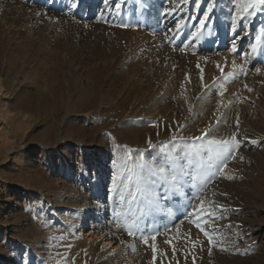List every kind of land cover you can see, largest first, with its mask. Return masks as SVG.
<instances>
[{"label":"rangeland","instance_id":"obj_1","mask_svg":"<svg viewBox=\"0 0 264 264\" xmlns=\"http://www.w3.org/2000/svg\"><path fill=\"white\" fill-rule=\"evenodd\" d=\"M180 1L169 16L167 0H0V264H264V40L252 52L264 5L238 20L242 0H217L201 34L206 0ZM204 133L260 142L201 194L228 209L201 225L228 250L186 216L198 193L187 158L180 191L161 183L157 204L132 209L155 241L129 236L111 192L121 151L163 165L185 151L174 135L181 146ZM86 212L103 218L92 238Z\"/></svg>","mask_w":264,"mask_h":264},{"label":"snow or ice","instance_id":"obj_2","mask_svg":"<svg viewBox=\"0 0 264 264\" xmlns=\"http://www.w3.org/2000/svg\"><path fill=\"white\" fill-rule=\"evenodd\" d=\"M177 2H179V0H177ZM216 2L217 0H206V9L202 13L203 18L198 21L200 27L196 29V33L202 34L201 30L205 28L206 21H209V14L213 13L214 4ZM257 3L264 5V0H242V2H238L236 4V18L239 20L251 16ZM116 7H119V5H116ZM197 7H199V3H197ZM242 13L244 14L243 17L241 16ZM164 14L171 15L172 12L168 10ZM124 26L126 27L127 25ZM254 40L255 43L252 45L253 53L257 51V45H261L262 40H264V30H261V32L255 36ZM236 50V44L234 42L232 51L235 52ZM221 71H223V69H221ZM259 71L260 70L257 69V72ZM249 91H251V89H249ZM221 95H223L222 92ZM236 123L238 127V119ZM207 135L208 133H204L201 137L194 138V141L200 142L199 144L191 143L181 146L175 144L177 138L174 135L172 148L183 147L185 151L181 156H177L174 151L166 150V162L163 165H158L154 161H146L143 154L139 151H136L135 155L130 149L121 151L119 158L114 161V179L111 192L113 193L117 208L120 210L117 212V216L125 217V228L129 236H138L145 245L149 244L150 239L155 241L158 233L149 234L147 229H142L132 209L140 200H144L148 205L157 204L158 193L156 189L161 183L167 186L165 188L166 193L168 191H180L184 183V177L189 175V173L185 166L180 165L179 161L183 158H187L189 165L192 163L197 164L194 180L196 181L195 187L198 189V193L193 196L192 200L189 202L186 216L191 219L192 215L195 213L197 216L201 217V219L195 221V224L196 227L204 233L205 237L208 238L210 245H220L221 251L228 250L223 246L227 238L223 237L221 230L214 229L210 232L201 226L202 224L214 223L218 219H226L228 209L224 208L223 205H216L214 209L212 205L215 202H209V206L205 207L201 199V194L206 192L208 186L221 175L224 169H226L228 161L235 159V154L240 147V141L235 135L225 140H205L204 137ZM252 143H255V141H252ZM149 145L151 146V140H149ZM204 151H207L209 155L206 160H201L199 157ZM225 178L232 180L235 177L228 175L225 176ZM215 194V192L212 193V195ZM196 201H200L199 210H197ZM125 209H127V211H125ZM217 211L219 214H217ZM129 215H131V219H128ZM231 227V225L228 226V228ZM167 243L171 244L172 241L169 240ZM134 250L135 247L133 246V251ZM248 251L250 250H246L241 254H248ZM155 252L156 249L153 248V260H155ZM173 252H175L174 246Z\"/></svg>","mask_w":264,"mask_h":264},{"label":"bare ground","instance_id":"obj_3","mask_svg":"<svg viewBox=\"0 0 264 264\" xmlns=\"http://www.w3.org/2000/svg\"><path fill=\"white\" fill-rule=\"evenodd\" d=\"M96 1V0H95ZM157 1V0H156ZM168 1V3L166 4V9H165V11L167 10H170L171 12H173V11H175L176 10V8L180 5V0H179V2H177V0H167ZM12 5V4H11ZM18 6H14L13 7V9L14 8H17ZM184 8V7H183ZM179 10V9H178ZM181 10V9H180ZM176 14V13H175ZM170 16V15H169ZM264 74V73H263ZM96 95V94H95ZM253 96H251V98H252ZM257 101H258V99H256ZM256 101V103H258ZM253 107V106H252ZM262 107V106H261ZM264 107V106H263ZM263 134L262 135H259V136H254V137H258V138H260L259 140H261V138H263ZM248 138V137H247ZM259 140H241L240 141V145L244 148L243 150L244 151H247V149H249L250 147L251 148H254V147H256V146H258L259 145ZM252 141H255V143H252ZM57 152H59L58 154H60V155H62L63 154V152H62V150H58ZM63 190V189H62ZM218 190V189H217ZM213 192H216L214 189L212 190V191H210V194H211V196H212V193ZM216 193H218V192H216ZM209 194V195H210ZM220 195H222V194H220ZM210 196V197H211ZM223 196V195H222ZM212 197H215V195H213ZM211 199V198H210ZM216 199L217 200H221V201H225V197H224V199L222 198V197H216ZM229 200H231V199H229ZM223 201V202H224ZM212 202V201H211ZM226 202V201H225ZM231 202V201H230ZM229 202V203H230ZM207 207V206H206ZM218 213V212H217ZM238 215V214H237ZM101 216H102V214L101 213H98V212H96V213H89V212H86L85 214H84V216H83V222L81 223V226H80V228H79V232H80V235L82 234V235H84V236H93V234L95 233V230H94V226H95V224H96V222L95 221H101V219H103V218H101ZM100 219V220H99ZM199 229V228H198ZM255 231V230H254ZM253 231H251V233H252ZM194 233V235H196L197 236V243H198V246H199V250H198V252H202V248L203 247H200V246H202V244H201V242H200V239H199V237H198V234H197V232H193ZM92 238V237H91ZM204 241H206V240H204ZM208 242V241H207ZM113 243V245H115V242L113 241V240H111V239H108V244H112ZM207 244V243H206ZM110 246V245H109ZM206 251V250H205Z\"/></svg>","mask_w":264,"mask_h":264}]
</instances>
